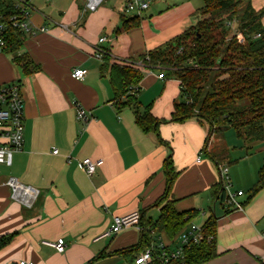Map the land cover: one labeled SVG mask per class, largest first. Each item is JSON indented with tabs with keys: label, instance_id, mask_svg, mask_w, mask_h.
Masks as SVG:
<instances>
[{
	"label": "crops",
	"instance_id": "1",
	"mask_svg": "<svg viewBox=\"0 0 264 264\" xmlns=\"http://www.w3.org/2000/svg\"><path fill=\"white\" fill-rule=\"evenodd\" d=\"M130 1L103 0L88 12L84 0H34L31 23L48 30L26 35L17 54L27 55L38 70L26 75L13 55L0 53V85H20L25 120L21 150L10 167L0 165V238H10L0 249V264H134L131 250L142 245L143 225L103 234L114 217L135 210L143 213V224L159 220L154 204L166 190L169 158L176 174L175 208L193 216L174 240L154 234L156 244L174 251L192 226L203 230L214 218L219 256L205 264H264V187L252 194L264 165V140L245 142L230 128L222 145L215 136L208 139V127L195 118L173 121L175 104L184 100L180 82L141 67V111L149 108L160 122L146 133L133 109L116 107L109 76L101 71L105 57L110 63L137 60L182 35L197 23L204 0H141L149 2L148 9L138 26L125 29L124 20L134 17L125 11ZM251 4L264 9V0ZM103 37L108 41L101 43ZM78 68L87 70L83 81L72 77ZM78 109L87 122L78 119ZM219 144L228 158L217 163L212 155ZM84 159L103 165L89 177L79 166ZM225 168L232 192H243L235 197L242 210L215 194L225 185ZM9 178L39 191L32 208L12 199ZM58 239L65 240L63 253L43 244Z\"/></svg>",
	"mask_w": 264,
	"mask_h": 264
},
{
	"label": "trees",
	"instance_id": "2",
	"mask_svg": "<svg viewBox=\"0 0 264 264\" xmlns=\"http://www.w3.org/2000/svg\"><path fill=\"white\" fill-rule=\"evenodd\" d=\"M252 0H204V7L197 14V23L164 47L149 51L137 60L125 63H110L105 57L101 71L108 74L115 95V105L134 110L136 122L146 133L155 132L160 123L146 108L141 111L137 98L139 85L144 78V69L166 72L180 82L183 101L176 103L172 120L183 122L195 118L208 127V139L215 136L223 145L228 129H233L237 138L245 142L264 140V9H253ZM15 0H0L2 23L18 16ZM235 22V28L228 26ZM123 28L138 26L140 18L124 20ZM241 33L243 39H239ZM261 34L260 38H256ZM26 34L9 28L6 33V48L3 53L13 55V62L26 75L38 70L27 55H18L24 46ZM165 75V74H164ZM207 139V141H208ZM206 151V150H205ZM226 147L218 145L212 159L219 163L227 157ZM223 158V159H222ZM166 190L154 207L160 208L157 222L143 224L142 245L131 250L135 254L132 263L143 248H154L156 264H163V253L169 247L160 248L154 234L165 233L174 240L193 216V212L178 213L171 189L176 174L169 158L164 164ZM264 187V165L252 194ZM215 194L226 203L225 185L215 188ZM231 205V204H230ZM216 221L210 219L202 230L199 244L185 247L181 259L169 264H205L219 256L215 238ZM209 238H212L211 240ZM10 238H0V249Z\"/></svg>",
	"mask_w": 264,
	"mask_h": 264
},
{
	"label": "built area",
	"instance_id": "3",
	"mask_svg": "<svg viewBox=\"0 0 264 264\" xmlns=\"http://www.w3.org/2000/svg\"><path fill=\"white\" fill-rule=\"evenodd\" d=\"M34 0H15V7L20 11L19 15L10 19L9 24L2 23L0 15V53L6 48V33L9 28L16 29L26 35L35 36L37 33H44L48 29L46 27H37L31 23V3ZM49 1V0H45ZM85 11L93 12L100 6L103 0H84ZM149 7V2L141 0H133L127 3L125 7L126 13L140 17L141 14ZM235 22H229L228 26L235 28ZM239 39H243L241 33H237ZM261 34H257L256 38H260ZM108 41L107 38L100 39V42ZM87 75L85 69H75L72 77L76 80L83 81ZM159 79H165L164 72L158 75ZM78 119L87 122L88 117L84 110L78 109ZM24 103L21 93V87L17 82H10L0 85V165L10 167L15 152L21 150L24 142ZM52 153L58 155V149H53ZM103 165V161H92L84 159L79 162V166L83 169L87 176L92 177L97 169ZM222 177L225 183V190L228 196V202L237 210H242L240 203L236 202V196H242L243 192L234 194L231 190V180L228 169H222ZM6 186L10 189L11 197L25 208H32L37 201L39 191L33 187L26 186L15 178H9ZM141 222V213L138 210L132 211L122 216L113 218L110 228L103 234V237L116 235L129 228H139ZM210 240L212 238H209ZM203 240L202 229L192 226L190 231L181 237L179 244L174 251L163 253V264H169L171 260L181 259L184 256L185 247L199 244ZM44 245L54 248L58 253H63L66 248L64 239H58L56 242H43ZM160 248H164L160 245ZM157 256L155 249L149 248L145 252L137 256L134 264H156ZM19 264H34L27 261H20Z\"/></svg>",
	"mask_w": 264,
	"mask_h": 264
},
{
	"label": "rangeland",
	"instance_id": "4",
	"mask_svg": "<svg viewBox=\"0 0 264 264\" xmlns=\"http://www.w3.org/2000/svg\"><path fill=\"white\" fill-rule=\"evenodd\" d=\"M247 1H250V0H247Z\"/></svg>",
	"mask_w": 264,
	"mask_h": 264
}]
</instances>
